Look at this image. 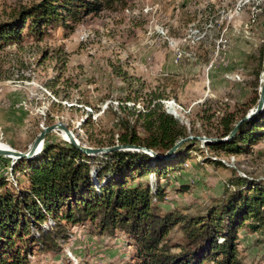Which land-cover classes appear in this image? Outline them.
Returning a JSON list of instances; mask_svg holds the SVG:
<instances>
[{
    "label": "rangeland",
    "instance_id": "rangeland-1",
    "mask_svg": "<svg viewBox=\"0 0 264 264\" xmlns=\"http://www.w3.org/2000/svg\"><path fill=\"white\" fill-rule=\"evenodd\" d=\"M37 1L0 0V21ZM262 45L264 0H125L85 17L73 30L58 24L42 40L25 35L0 48V142L24 151L42 127L61 121L81 143L119 144L118 118L159 101L185 125L191 149L178 170L135 182L159 183L163 210L206 215L225 187L233 189L235 177L264 187V136L237 153L195 138H226L218 136L224 119L239 122L254 106ZM65 139L55 129L44 144ZM14 166L23 168L22 161L0 155V177L24 187L25 176ZM66 227L59 249H33L31 264L137 262L136 245L121 230L101 234L96 221ZM168 237L178 241L180 230L174 227ZM236 246L241 264H264V228H240Z\"/></svg>",
    "mask_w": 264,
    "mask_h": 264
},
{
    "label": "trees",
    "instance_id": "trees-1",
    "mask_svg": "<svg viewBox=\"0 0 264 264\" xmlns=\"http://www.w3.org/2000/svg\"><path fill=\"white\" fill-rule=\"evenodd\" d=\"M121 3L125 0H38L21 6L0 21V48L23 41L25 35L42 40L47 29L58 24L73 30L85 17ZM263 73L262 66L254 72L256 88ZM117 122L122 131L119 144L142 146L159 157L130 150L89 156L68 142L47 143L32 158L17 159L23 168L13 169L24 174V187L19 182L8 185L0 177V264H31L33 249L58 250L59 241L68 236L66 226L83 221H96L101 234L121 230L129 235L136 245L135 264H241L236 256L237 232L242 227L252 232L264 228V187L235 177L233 189L225 187L219 204L206 215L163 210L157 204L163 199L159 183L135 180L147 174L165 177L179 169L191 149L189 141L165 154L188 135L185 125L164 111L159 101L145 112L126 111ZM237 122L224 119L218 136H228ZM263 136L264 107L242 121L231 138L207 145L237 153L249 140ZM43 222L49 225L43 227ZM174 227L181 233L176 242L168 237Z\"/></svg>",
    "mask_w": 264,
    "mask_h": 264
},
{
    "label": "water",
    "instance_id": "water-1",
    "mask_svg": "<svg viewBox=\"0 0 264 264\" xmlns=\"http://www.w3.org/2000/svg\"><path fill=\"white\" fill-rule=\"evenodd\" d=\"M264 107V73L263 76L261 78V85L259 87V96H258V100L257 103L248 111V113L237 123V125L231 130V132L228 134V136L226 138H206V137H195L201 141H215V142H221V141H225L228 138H231L235 132L237 131V127L238 125H240V123L244 120H247L249 118H251L252 116H254L256 113L260 112ZM55 129H59L62 132L65 133L66 135V141L70 144H72L73 146H75L79 151H81L82 153L92 156V155H102V154H106V153H110L112 151H116V150H130V151H140V152H144V153H148L151 156L154 157H159L153 150L142 147V146H137V145H132V144H114V145H107V146H98V147H94V146H90L88 144H84L81 143L80 141H78V139L76 138V136L73 134V132L68 128L66 123H63L61 121H57L54 124L42 127L40 132L37 134V136L34 138V140L30 143V145L28 146V148L24 151H20L14 148H0V155L2 156H8L11 157L13 159H19V158H23V159H29L32 158L33 156H35L36 154H38L40 152V150L42 149V146L44 144L45 141V137L52 131H54ZM193 138L192 136H188L185 138H181L180 140H178L165 154V157L169 156L173 151H175L180 144H182L184 141Z\"/></svg>",
    "mask_w": 264,
    "mask_h": 264
},
{
    "label": "bare ground",
    "instance_id": "bare-ground-1",
    "mask_svg": "<svg viewBox=\"0 0 264 264\" xmlns=\"http://www.w3.org/2000/svg\"><path fill=\"white\" fill-rule=\"evenodd\" d=\"M62 133L65 135L64 132H62ZM65 137H66V135H65ZM0 148H9V146L7 144L3 143V142H0Z\"/></svg>",
    "mask_w": 264,
    "mask_h": 264
}]
</instances>
